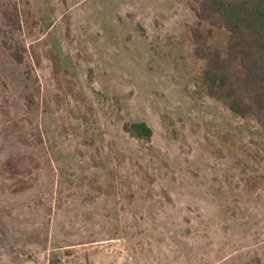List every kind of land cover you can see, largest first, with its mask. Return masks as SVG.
Returning a JSON list of instances; mask_svg holds the SVG:
<instances>
[{"label": "rangeland", "instance_id": "1", "mask_svg": "<svg viewBox=\"0 0 264 264\" xmlns=\"http://www.w3.org/2000/svg\"><path fill=\"white\" fill-rule=\"evenodd\" d=\"M198 6L0 0V264H264V128L207 94Z\"/></svg>", "mask_w": 264, "mask_h": 264}, {"label": "trees", "instance_id": "2", "mask_svg": "<svg viewBox=\"0 0 264 264\" xmlns=\"http://www.w3.org/2000/svg\"><path fill=\"white\" fill-rule=\"evenodd\" d=\"M198 1L194 8L197 27L192 30L194 52L205 62L201 76L207 94L233 114L252 118L264 128V0ZM203 23L209 31L216 28L228 33L225 52L205 47L199 28ZM11 54L16 62H23L19 50ZM124 130L143 140L153 135L145 122L125 124Z\"/></svg>", "mask_w": 264, "mask_h": 264}]
</instances>
